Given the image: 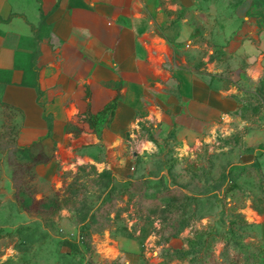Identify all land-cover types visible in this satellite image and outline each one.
I'll list each match as a JSON object with an SVG mask.
<instances>
[{
    "label": "rangeland",
    "instance_id": "374dc122",
    "mask_svg": "<svg viewBox=\"0 0 264 264\" xmlns=\"http://www.w3.org/2000/svg\"><path fill=\"white\" fill-rule=\"evenodd\" d=\"M176 13L195 23L177 56L240 105L202 136L135 127L118 174L79 163L38 175L47 161L17 143L0 76V264H264V0H192Z\"/></svg>",
    "mask_w": 264,
    "mask_h": 264
},
{
    "label": "crops",
    "instance_id": "0c3cea01",
    "mask_svg": "<svg viewBox=\"0 0 264 264\" xmlns=\"http://www.w3.org/2000/svg\"><path fill=\"white\" fill-rule=\"evenodd\" d=\"M191 3L0 0L1 99L19 113L17 143L39 141L50 155L38 175L54 180L58 164L79 163L118 174L132 159L126 150L135 127L197 137L239 107L232 86L211 85L176 54L194 37L195 23L176 13ZM114 97V115L97 134L82 117ZM111 242L102 240L107 253Z\"/></svg>",
    "mask_w": 264,
    "mask_h": 264
},
{
    "label": "trees",
    "instance_id": "16d2710c",
    "mask_svg": "<svg viewBox=\"0 0 264 264\" xmlns=\"http://www.w3.org/2000/svg\"><path fill=\"white\" fill-rule=\"evenodd\" d=\"M4 105L8 106L10 108H13V109L16 108L13 105H10L6 102H4ZM115 107H116V97H114L109 102H107L104 105V107L101 108L98 112H96V113L87 112V113H85V115L82 118L84 120H86L90 124L92 130L98 134L100 132V130L102 129V126H104L106 123H108L111 120V118L113 117L114 112H115ZM47 119H48V116H47ZM48 128H50V127H48ZM33 145H39L40 146L38 151H37V154L41 153L45 157V159H44L45 161H48L50 159V155L47 154L46 152H44L39 141H34L29 145H23V146L29 147V146H33ZM91 166H93V165L91 164ZM110 175H112L111 172H110Z\"/></svg>",
    "mask_w": 264,
    "mask_h": 264
},
{
    "label": "bare ground",
    "instance_id": "6f19581e",
    "mask_svg": "<svg viewBox=\"0 0 264 264\" xmlns=\"http://www.w3.org/2000/svg\"><path fill=\"white\" fill-rule=\"evenodd\" d=\"M116 247V246H115ZM114 246H112V247H110L109 249H108V253L109 254H115V252H116V248H115Z\"/></svg>",
    "mask_w": 264,
    "mask_h": 264
}]
</instances>
